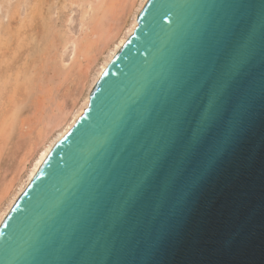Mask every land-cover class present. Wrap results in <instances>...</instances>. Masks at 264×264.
<instances>
[{"label": "water", "instance_id": "water-1", "mask_svg": "<svg viewBox=\"0 0 264 264\" xmlns=\"http://www.w3.org/2000/svg\"><path fill=\"white\" fill-rule=\"evenodd\" d=\"M0 223V264H264V0H146Z\"/></svg>", "mask_w": 264, "mask_h": 264}, {"label": "bare ground", "instance_id": "bare-ground-1", "mask_svg": "<svg viewBox=\"0 0 264 264\" xmlns=\"http://www.w3.org/2000/svg\"><path fill=\"white\" fill-rule=\"evenodd\" d=\"M7 1L10 3L4 2ZM68 1L81 8L78 32L66 26L70 15L62 19L65 25L61 29L54 26L50 19L55 18H49L46 10V7L51 10L47 0H31L23 15L22 0H16L6 12L9 21L0 19V158L4 151L10 150L7 151L11 135H16L10 145L15 164L5 169L1 165L3 171L0 169V223L57 140L87 107L91 88L133 33L146 0ZM37 24L43 28L42 45L37 43L33 60L27 62L33 47H29V40L34 37L28 36V32ZM24 106L28 108H24L26 114Z\"/></svg>", "mask_w": 264, "mask_h": 264}, {"label": "rangeland", "instance_id": "rangeland-1", "mask_svg": "<svg viewBox=\"0 0 264 264\" xmlns=\"http://www.w3.org/2000/svg\"><path fill=\"white\" fill-rule=\"evenodd\" d=\"M4 1H6V0H3V2L0 4V19L3 21V22H7V21H9V17H8V13H6V12H8V7H10V6H12L14 3H15V1L16 0H9V2L10 3H8V1L7 2H4ZM31 0H22V2H21V5H20V14L21 15H23L26 11H27V9H28V3L30 2ZM48 1V5H49V7H51V10H50V8L48 9L47 7H46V10H47V13H48V15H49V18L51 17V16H53V18H55V19H53V21L50 19V21L54 24V26H56L57 28H59V29H61L62 27H63V25H65V23L63 22V20L62 19H64L65 18V16H67V15H70L69 17H71L70 18V21L69 22H67V27L69 28L70 27V30H72V31H74V32H78V30H79V16H80V12H81V8H78V7H80V6H78L77 4V7H76V5L74 4H69L68 2V0H51V1H49V0H47ZM58 1H59V3L61 4H59L58 3ZM52 2H54V3H52ZM8 3V4H7ZM12 3V4H11ZM24 3V4H23ZM63 3V4H62ZM5 4V5H4ZM53 4H55V5H53ZM9 5V6H8ZM71 5V6H70ZM2 6H3V8H2ZM6 6V7H5ZM24 6V7H23ZM70 6V7H69ZM53 7V8H52ZM56 7V8H55ZM63 7V8H62ZM67 7V8H66ZM73 7H75V9L73 8ZM25 8V9H24ZM55 8V9H54ZM7 9V11H5ZM59 9H60V11H59ZM48 10H49V12H48ZM59 11V13H58V11ZM5 11V12H4ZM51 11V12H50ZM79 11V12H78ZM57 12V13H56ZM64 12V13H63ZM3 13H5V14H3ZM64 14V15H63ZM7 15V16H6ZM77 17H76V16ZM4 16H6L5 18H4ZM3 17V18H2ZM52 18V17H51ZM61 18V19H60ZM57 19V20H56ZM59 19V20H58ZM77 19V20H76ZM56 22V23H55ZM60 22V23H59ZM62 22V23H61ZM72 22V23H71ZM74 22V23H73ZM56 24V25H55ZM59 24V25H58ZM69 24H72V25H70V26H68ZM38 29H37V28ZM36 27L34 26V30H35V28L37 29V30H32V31H29L28 32V36H30V37H32L31 35H33L34 37H32L33 38V40H32V38L29 40V42H30V46L29 47H32L31 49V51H29L28 52V57L26 58V61L27 62H31L32 60H33V55H34V52L36 51V49H38V46H37V43L39 44V45H42V37H43V33H42V30H43V28H41L42 26H41V24H37L36 25ZM77 28V29H76ZM40 30H41V33H40ZM30 32H32V33H30ZM38 32V33H37ZM38 34H40L39 36L41 37V39H38V42L36 41V39L39 37L38 36ZM36 35H37V37H36ZM39 37V38H40ZM41 40V41H40ZM33 41H35V43L33 42ZM40 41V42H39ZM36 44V45H35ZM35 45V46H34ZM27 47H28V45L27 46H25L24 48H22V52L24 51V49H25V51H26V49H27ZM36 48V49H35ZM69 50H70V48H68L66 51H65V56H64V59H65V62L66 61H68V53H69ZM31 52V53H30ZM22 58H24V56L22 57ZM29 58H30V60H29ZM32 68V67H31ZM62 87H64V86H62ZM26 106V105H25ZM23 107V109L22 110H24V108H27V107ZM26 110V109H25ZM24 110V111H25ZM27 110H28V108H27ZM27 110L23 113V114H26L27 113ZM23 112V111H22ZM14 136V137H13ZM16 139V135H15V133L14 134H12L11 135V138H10V141L12 140H15ZM10 141H9V144H10ZM11 141V147H12V142ZM10 145H8L9 146V148H7V151L10 149L11 150V148H10ZM10 150L8 151V153L7 152H3V157L2 158H0L1 160H0V169H1V171H3V169H5L7 166H12L13 165V163L15 164V159H14V155H12L11 156V154H10ZM8 154V155H7ZM3 166V169H2V166ZM6 166V167H5ZM0 171V172H1ZM1 174V173H0ZM8 174H10L9 172H8ZM7 174V175H8ZM2 175V174H1ZM2 176H0V178H1Z\"/></svg>", "mask_w": 264, "mask_h": 264}]
</instances>
